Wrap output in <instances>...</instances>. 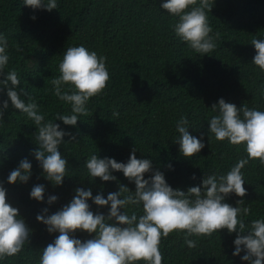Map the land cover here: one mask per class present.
<instances>
[{"label": "trees", "instance_id": "16d2710c", "mask_svg": "<svg viewBox=\"0 0 264 264\" xmlns=\"http://www.w3.org/2000/svg\"><path fill=\"white\" fill-rule=\"evenodd\" d=\"M165 2L57 0L58 7L47 11L26 7L24 0H0V35L7 37L9 56L0 81L16 70L20 84L15 90L23 88L28 94L21 99L35 101L46 120L70 133L58 148L67 161L68 176L56 186L45 178L33 155L39 148L34 122L11 105L7 97L11 85L0 87V106L8 101L0 123V185L6 189L7 203L18 209L30 230L24 249L0 264H39L43 249L59 233H49L36 216L45 208L49 216L62 209L76 189H90L93 198L99 194L105 199L118 191V184L135 192L134 182L122 172H111L115 181L91 178L85 162L93 154L127 163L135 148L137 159L151 160L144 179L159 171L173 190L185 193L201 186L208 175H225L239 159L247 158L243 144L215 140L209 121L218 115L219 109L211 108L220 99L238 109L246 105L264 111V71L252 64L256 51L251 45L253 38L264 39V0H214L208 20L211 34L218 32L220 38L216 49L204 56L176 36L178 17L161 8ZM81 45L106 58L110 80L101 95L89 99V114L68 126L54 119L57 114L72 113L69 104L53 95L51 80L59 76L67 48ZM114 111L118 118L113 117ZM181 116L189 122L190 135L205 145L192 158H185L177 143L176 122ZM24 159L32 165L29 181L8 184L10 172ZM242 172L247 195L241 198L232 193L223 202L236 207L242 199L243 206L251 207V214L242 217L247 227L252 220L264 219V166L250 160ZM36 185L44 186L42 202L30 198ZM53 195L57 200L49 205ZM87 203L94 214L107 217L110 205L99 207L92 199ZM131 211L140 215L142 206H130ZM237 234L222 229L211 236L189 237L196 240V247L189 249L184 234L173 232L161 240L162 264H248L241 259L243 250L232 255ZM70 236L82 242L95 238L94 233L80 230Z\"/></svg>", "mask_w": 264, "mask_h": 264}, {"label": "clouds", "instance_id": "9594fccd", "mask_svg": "<svg viewBox=\"0 0 264 264\" xmlns=\"http://www.w3.org/2000/svg\"><path fill=\"white\" fill-rule=\"evenodd\" d=\"M214 0H167L161 8L170 15L178 17L174 26L176 36L192 50L202 56L212 53L220 34L212 35L208 14ZM24 5L32 9L44 8L52 11L58 7L57 0H24ZM35 19V17H32ZM251 45L256 51L252 64L264 71V39L253 38ZM7 37L0 35V74L8 64ZM59 76L51 80L52 93L60 101L71 106V115L55 116L64 125L75 126L79 116H87L86 105L90 98L101 95L110 80L106 67V58L98 56L84 46L68 47L59 64ZM11 85L8 88V85ZM20 84L16 70L7 72L0 81V87L8 88L7 97L11 105L34 122L35 139L39 148L33 153L43 169L45 178L53 185L62 184L68 176L67 161L58 151L63 138L70 133L60 129L59 124L46 120L35 101L27 102L21 95L27 96L23 88L17 92ZM67 86V87H66ZM8 101L0 106V123H3L4 111ZM213 115L209 121V132L217 141L227 140L231 145H244L247 158H241L225 175H208L199 187H191L187 193L173 190L164 175L157 171L150 179L144 174L151 170V160L137 159L133 148L127 163L115 159H99L93 154L85 162L91 178L101 181H115L111 172H122L124 177L135 184V192L118 184V191L109 193L107 199L102 195L92 197L91 190H75L71 202L52 215H46L47 208L36 216L49 233L58 232L54 242L42 251L39 264H162L160 251L162 238L170 234H184V243L189 249L196 247V240L189 237L211 236L219 230L229 233L238 232L234 240L238 256L248 264H264V219L252 220L247 225L242 217L251 214L250 206H243L241 199L236 207L224 203L225 197L234 193L237 197L247 195L242 169L249 161H259L264 166V111L248 108L238 109L236 105L220 99L212 105ZM118 118L119 113L113 112ZM188 120L181 116L176 122L179 133L180 153L192 158L205 147L201 139L190 135ZM75 140V137H72ZM171 165H169V168ZM31 163L21 160L7 178L8 184H25L31 176ZM195 179V177H193ZM45 189L36 185L30 192V198L42 202ZM89 199L99 206L110 205L107 217L94 214L87 203ZM56 196H50L49 205L56 202ZM130 206H142V214L135 211L129 214ZM123 210V211H121ZM114 221V223L112 222ZM77 230L95 234V238L82 242L74 239L70 233ZM247 231L246 235H241ZM30 230L18 216V209L6 201V189L0 185V261L17 256L28 242Z\"/></svg>", "mask_w": 264, "mask_h": 264}]
</instances>
